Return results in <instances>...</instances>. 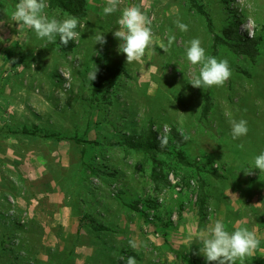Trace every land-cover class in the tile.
Wrapping results in <instances>:
<instances>
[{"label": "rangeland", "instance_id": "obj_1", "mask_svg": "<svg viewBox=\"0 0 264 264\" xmlns=\"http://www.w3.org/2000/svg\"><path fill=\"white\" fill-rule=\"evenodd\" d=\"M17 2L0 0V264H126L129 256L136 264H207L195 234L216 220L260 240L236 264H264V172L241 169L264 151V0H199L205 15L188 0H122L121 8L140 7L152 20V44L131 64L113 36L119 12L105 16V0H86L67 52L58 37L42 47L14 22ZM231 26L249 38V53L215 38ZM193 38L229 62L222 87L188 82L198 71L185 57ZM97 56L116 75L94 94L88 74ZM240 119L248 133L233 140L230 122ZM149 125L167 137L166 152L126 144ZM199 178L208 195L202 215Z\"/></svg>", "mask_w": 264, "mask_h": 264}, {"label": "clouds", "instance_id": "obj_2", "mask_svg": "<svg viewBox=\"0 0 264 264\" xmlns=\"http://www.w3.org/2000/svg\"><path fill=\"white\" fill-rule=\"evenodd\" d=\"M122 0H105L102 12L105 16L119 12L117 20L118 28L113 31V36L119 41L117 51L125 56L126 63L131 64L143 59L146 49L152 44V20L137 6L121 8ZM49 7L47 0H18L11 12V19L17 24L30 29L35 36L45 41L42 47L55 43L57 37L59 42L67 46L69 42L75 41L80 36L76 31L79 20L76 17L68 16L58 19L56 16H49L46 9ZM180 31L185 32L188 26L176 21ZM175 41V36L168 38L167 45L170 48ZM103 47L107 43L103 33L95 34L94 44ZM167 51V48L163 49ZM187 61L198 66V71L192 72L188 82L194 88L207 89L222 87L231 77V68L226 59H217L214 56L206 55L205 49L201 46L198 38H193L185 48ZM98 68L89 72L90 81L96 79ZM231 137L233 140L247 135V121L240 119L231 122ZM185 140L189 139L183 134ZM161 147L167 145L165 135L158 136ZM243 148L242 144L237 145ZM243 169L245 175H251L253 169L264 172V151L254 156L251 166ZM195 239L200 242L199 254H202L207 264H236L247 256L253 255L260 244L255 232L245 226L234 227L231 231L226 228L222 220H216L212 225L195 234ZM130 247L137 249V243L129 240ZM126 264H136L135 257L129 256Z\"/></svg>", "mask_w": 264, "mask_h": 264}, {"label": "trees", "instance_id": "obj_3", "mask_svg": "<svg viewBox=\"0 0 264 264\" xmlns=\"http://www.w3.org/2000/svg\"><path fill=\"white\" fill-rule=\"evenodd\" d=\"M190 8L194 9L196 12H198L201 15H205V9L203 5L199 2V0H188ZM47 3L51 9H59L61 11L67 12L69 15L81 18L85 15V6H86V0H47ZM236 37H241L243 39V42L245 46L242 44V42L237 41ZM215 38L221 42L227 43L234 52L238 53H249V48L251 47V43L249 42V38L246 35L241 34V32L238 30V27H227L224 31V37L220 38L218 35H215ZM70 49V46H65L63 50L67 52ZM95 67L98 68L96 79L93 81H90L91 83V92L97 93L98 88L100 84L103 81L112 79L116 75V71L110 70L109 67L105 64L104 59L101 56H97L94 60V65L91 68L89 72L95 69ZM210 108V98L209 94H205L204 96V103L202 105L201 109V115L206 116ZM27 132V131H24ZM32 134L38 135L44 138H55L58 135L55 133H41L32 131ZM77 143H83L81 138H76L73 136L72 138ZM126 144L129 145L131 148H135L137 150H144L147 153H164L167 151V147H161V141L157 137V133L152 129V125H149V127L146 129V131L142 134L138 135H131L127 141ZM214 175L219 176L218 174L214 173ZM205 183L202 178H199V187L196 195V205H197V211L201 215L203 214L204 208L206 206V199H207V192L205 191ZM135 207V206H134ZM136 209V208H135Z\"/></svg>", "mask_w": 264, "mask_h": 264}]
</instances>
